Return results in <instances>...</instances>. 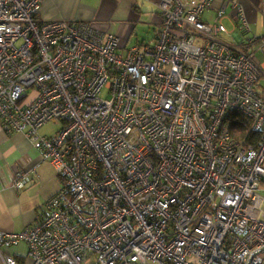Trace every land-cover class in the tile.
<instances>
[{
	"label": "built area",
	"instance_id": "built-area-1",
	"mask_svg": "<svg viewBox=\"0 0 264 264\" xmlns=\"http://www.w3.org/2000/svg\"><path fill=\"white\" fill-rule=\"evenodd\" d=\"M42 1L0 0V126L63 185L25 230L0 231V264H264V37L244 5L162 0L156 40L123 46L41 21Z\"/></svg>",
	"mask_w": 264,
	"mask_h": 264
},
{
	"label": "crops",
	"instance_id": "crops-1",
	"mask_svg": "<svg viewBox=\"0 0 264 264\" xmlns=\"http://www.w3.org/2000/svg\"><path fill=\"white\" fill-rule=\"evenodd\" d=\"M161 1L43 0L38 17L41 21L92 22L102 32L118 35L126 46L156 40L162 22ZM245 9L249 19H255V12ZM142 29L145 34L152 32V36L134 35ZM17 170L31 172L34 177L21 190L10 186V179ZM62 185L63 179L55 167L42 158L29 138L21 133L7 132L0 126V231L25 230L40 218L46 201ZM25 248L21 246L13 251L24 252Z\"/></svg>",
	"mask_w": 264,
	"mask_h": 264
},
{
	"label": "rangeland",
	"instance_id": "rangeland-1",
	"mask_svg": "<svg viewBox=\"0 0 264 264\" xmlns=\"http://www.w3.org/2000/svg\"><path fill=\"white\" fill-rule=\"evenodd\" d=\"M220 1L221 0H216V3L220 4ZM258 1H260L259 4H258ZM239 2L241 4H243L244 7H246L247 9H252L256 14L255 19H252V20L249 19L251 30H252V32L250 34L255 35V36H259V37L263 36L264 35V0H239ZM215 9H216V7L213 6L212 9L208 10L205 13L206 19L212 21V19L215 16ZM227 13L229 15L232 13L231 7L228 8ZM224 24L226 25L228 32H229V34H224V36H223L224 39L229 41V42L234 41V32L237 31L234 23L231 22L227 18L224 20ZM137 34H139V35L144 34L146 37H151L153 33L149 31L145 34V32L142 29L140 31H137L134 35H137ZM134 37H132V38H134ZM257 57L262 63H264V56H262L260 53H258ZM56 127H57V125L50 123L47 126H45L42 131L43 132L49 131L50 133H52V132H54Z\"/></svg>",
	"mask_w": 264,
	"mask_h": 264
},
{
	"label": "trees",
	"instance_id": "trees-1",
	"mask_svg": "<svg viewBox=\"0 0 264 264\" xmlns=\"http://www.w3.org/2000/svg\"><path fill=\"white\" fill-rule=\"evenodd\" d=\"M260 37H264V35ZM231 117L234 119V124L237 126V130L240 132L241 137L247 136L248 141L254 143L256 142V139L261 136L260 134L255 135L253 132L249 133L251 123L246 116L238 113H232ZM23 261L24 260H21L22 264H24Z\"/></svg>",
	"mask_w": 264,
	"mask_h": 264
}]
</instances>
